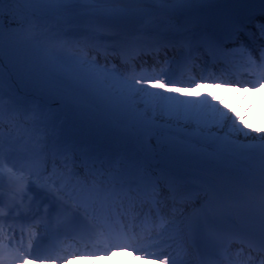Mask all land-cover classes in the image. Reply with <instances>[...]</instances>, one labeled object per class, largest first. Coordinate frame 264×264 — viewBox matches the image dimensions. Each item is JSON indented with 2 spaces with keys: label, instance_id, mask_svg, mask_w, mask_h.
I'll return each instance as SVG.
<instances>
[{
  "label": "snow or ice",
  "instance_id": "1",
  "mask_svg": "<svg viewBox=\"0 0 264 264\" xmlns=\"http://www.w3.org/2000/svg\"><path fill=\"white\" fill-rule=\"evenodd\" d=\"M23 2L29 7L22 19L5 14L23 41H44L49 56L73 59L106 84L129 126L171 127L181 133L177 142L198 141L191 147L207 161L212 182L190 186L147 168L128 170L123 161L105 167L85 160L54 143L36 110L0 102V264H34L58 252L62 237L85 250L136 245L154 264H264V127H249L225 101L198 92L205 79L227 76L222 83L253 88L264 81V22L236 27L219 40L182 14L208 0ZM169 33L181 38L168 41ZM169 51L184 60L186 89L163 77ZM242 69L251 78L235 79ZM142 89L187 92L195 102L161 106ZM226 119L238 135L217 142Z\"/></svg>",
  "mask_w": 264,
  "mask_h": 264
},
{
  "label": "trees",
  "instance_id": "2",
  "mask_svg": "<svg viewBox=\"0 0 264 264\" xmlns=\"http://www.w3.org/2000/svg\"><path fill=\"white\" fill-rule=\"evenodd\" d=\"M18 2V0H3L0 2V12H2L3 16L1 21L7 28H9L6 29L8 30V34L5 37L10 35V31L15 33L12 34L15 39L14 50L7 47L4 54L6 66L8 70L11 71L7 72V75L12 76L13 80L17 81L20 85H23L27 89L41 90L45 86H51L54 91L60 92L63 90L62 87L56 85L52 81L50 83V79L48 80L47 76H44L42 73H38L37 70H33L31 68L32 61L30 57L25 55L28 50L24 49L22 41L19 40L21 36L17 34L18 28L10 27L8 25V19L5 14L7 13L12 15L17 13ZM0 35H2V31H0Z\"/></svg>",
  "mask_w": 264,
  "mask_h": 264
},
{
  "label": "bare ground",
  "instance_id": "3",
  "mask_svg": "<svg viewBox=\"0 0 264 264\" xmlns=\"http://www.w3.org/2000/svg\"><path fill=\"white\" fill-rule=\"evenodd\" d=\"M145 96H147V93L145 94ZM192 96L188 95L187 92H185L184 94V102L186 100H189L191 99ZM160 98L158 96V102H159ZM177 101H182L181 97H179V99ZM160 104V103H159ZM161 105V104H160ZM171 139H173V137L171 136ZM137 247H134L132 248V251L133 253L137 254V258H136V261H135V264H154V262H150L146 259H141V256L139 255V252L138 250H135ZM140 258V260H139ZM102 260H105V263L107 264L109 262V258H105V257H99V258H90V257H87V258H73L72 260H68V261H65V262H56L54 264H83L82 261L84 262V264H102Z\"/></svg>",
  "mask_w": 264,
  "mask_h": 264
},
{
  "label": "rangeland",
  "instance_id": "4",
  "mask_svg": "<svg viewBox=\"0 0 264 264\" xmlns=\"http://www.w3.org/2000/svg\"><path fill=\"white\" fill-rule=\"evenodd\" d=\"M167 96H168V95H167ZM167 96H164L163 101H162V105H164V100L167 98ZM257 121H258V120H257L256 117L253 118V122L249 121V119H248V125H249V127H253V123H254L255 125H257ZM229 133H231V134H233V135H238V133H236L234 127L231 128V130L229 131ZM257 134H258V133H257ZM239 137L245 138V136H239Z\"/></svg>",
  "mask_w": 264,
  "mask_h": 264
}]
</instances>
